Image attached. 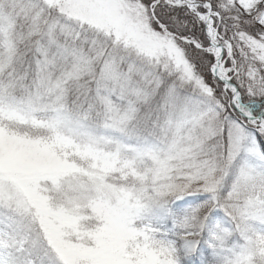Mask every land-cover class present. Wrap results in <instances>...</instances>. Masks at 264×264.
<instances>
[{"label":"snow or ice","instance_id":"6c2138e0","mask_svg":"<svg viewBox=\"0 0 264 264\" xmlns=\"http://www.w3.org/2000/svg\"><path fill=\"white\" fill-rule=\"evenodd\" d=\"M0 264H264V0H0Z\"/></svg>","mask_w":264,"mask_h":264}]
</instances>
